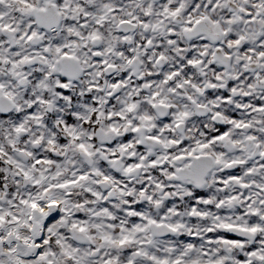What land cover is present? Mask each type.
Masks as SVG:
<instances>
[{
	"label": "snow or ice",
	"instance_id": "1",
	"mask_svg": "<svg viewBox=\"0 0 264 264\" xmlns=\"http://www.w3.org/2000/svg\"><path fill=\"white\" fill-rule=\"evenodd\" d=\"M0 264H264V0H0Z\"/></svg>",
	"mask_w": 264,
	"mask_h": 264
}]
</instances>
